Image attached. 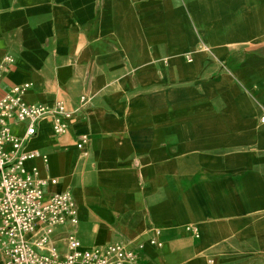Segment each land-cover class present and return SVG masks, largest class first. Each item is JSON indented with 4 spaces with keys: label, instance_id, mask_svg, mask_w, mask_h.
<instances>
[{
    "label": "crops",
    "instance_id": "1",
    "mask_svg": "<svg viewBox=\"0 0 264 264\" xmlns=\"http://www.w3.org/2000/svg\"><path fill=\"white\" fill-rule=\"evenodd\" d=\"M146 3L0 0V84L28 83L25 102L71 112L59 135L37 123L25 150L48 167L40 156L26 166L47 178L46 194L71 192L85 247L139 246L140 264H252L264 253V57L217 43L184 58L180 78L168 62L189 39L171 32L175 14L147 23ZM148 30L170 31L153 56ZM147 80L161 86L145 91Z\"/></svg>",
    "mask_w": 264,
    "mask_h": 264
},
{
    "label": "built area",
    "instance_id": "2",
    "mask_svg": "<svg viewBox=\"0 0 264 264\" xmlns=\"http://www.w3.org/2000/svg\"><path fill=\"white\" fill-rule=\"evenodd\" d=\"M5 69L0 65V77ZM28 83L4 89L0 84V257L2 264H140L139 246L107 243L85 247L74 228L77 206L69 190L46 194L47 178L37 166L26 162L39 155L25 150L37 132V123L50 119L55 135L63 133L71 112L61 101L53 104L27 103ZM84 102L85 96L81 97ZM259 121L264 123V107ZM21 124V135L12 126ZM86 143V136L81 137ZM47 169V158L40 156ZM55 181V179L53 180ZM152 244L160 245L152 238Z\"/></svg>",
    "mask_w": 264,
    "mask_h": 264
},
{
    "label": "rangeland",
    "instance_id": "3",
    "mask_svg": "<svg viewBox=\"0 0 264 264\" xmlns=\"http://www.w3.org/2000/svg\"><path fill=\"white\" fill-rule=\"evenodd\" d=\"M146 2L147 23L160 20L164 23L167 21L166 18L175 14L179 30L171 32L177 33L179 39L181 37L184 41L189 39L188 46L173 49L179 50L177 53L183 58L177 56L168 62L170 70L172 63H177L180 78L188 77L185 76L184 58L192 60L193 54L212 50L213 45L217 43H225L229 50L241 55L253 54L264 57V28H261L264 27V0H146ZM146 33V53L147 56H153L154 39H164V35L170 31L148 30ZM158 49L164 55L168 53L169 48ZM156 59L158 58H146V65H157ZM162 66L163 69L164 65ZM136 69L137 65L130 66V76L137 74ZM158 84L159 82L147 80L140 87L145 91H152L161 86ZM149 98L146 97L145 101L147 107L154 104ZM73 194L76 201L81 199L78 189ZM162 245L160 243L159 246ZM241 257L249 256L241 253ZM254 257L252 264H264V253ZM247 259H243L242 262H246Z\"/></svg>",
    "mask_w": 264,
    "mask_h": 264
}]
</instances>
